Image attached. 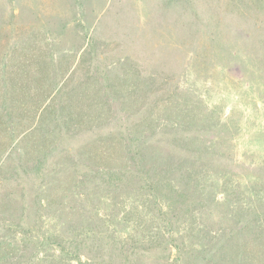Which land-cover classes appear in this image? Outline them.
I'll return each mask as SVG.
<instances>
[{
    "label": "rangeland",
    "instance_id": "rangeland-1",
    "mask_svg": "<svg viewBox=\"0 0 264 264\" xmlns=\"http://www.w3.org/2000/svg\"><path fill=\"white\" fill-rule=\"evenodd\" d=\"M48 102L65 104L70 134L75 120L83 129L75 139L80 146H71L76 152L95 140L86 143L85 128L119 115L139 117L132 134L165 130L174 138L180 131L183 148L217 152L223 159L211 169L213 184L229 168L235 188L221 204L213 199L223 198L218 185L207 198L192 190L194 228L186 233L179 221L171 234L182 235L186 250L202 244L208 259L196 263L183 254V264H264V226L243 229L240 242L228 238L236 221L231 204L264 192V0H0V122L11 108L18 116ZM19 139L33 157L56 142L20 133L14 144ZM12 140L6 131L0 136V159ZM103 146L119 156L116 139L95 145L99 155ZM98 160L91 162L103 164ZM6 172L0 166V176ZM55 178L56 194L73 184L71 177ZM73 198L74 209L61 205L62 220L88 228L89 213ZM95 203L103 212V197ZM172 250L168 260L142 264H173Z\"/></svg>",
    "mask_w": 264,
    "mask_h": 264
},
{
    "label": "trees",
    "instance_id": "trees-1",
    "mask_svg": "<svg viewBox=\"0 0 264 264\" xmlns=\"http://www.w3.org/2000/svg\"><path fill=\"white\" fill-rule=\"evenodd\" d=\"M108 91L106 86L104 92ZM3 105L7 107L6 103ZM64 105L42 103L31 107L32 113L18 116L13 115L11 108L10 118L0 122V136L6 131L9 138L15 139L8 143L0 159L1 168L7 169L0 176V264H142L149 258L168 260L173 246L177 250L173 264H183V254L196 263H205L208 258L200 249L202 244L197 248L192 242L191 250H186L182 235L171 233L179 221L185 225L186 233L194 228L192 190L207 198L208 189L218 185L223 198L216 200L214 196V201L229 202L235 188L230 169L220 171V180L213 184L214 164L223 157L204 148L178 145L183 139L180 131L175 132L174 138L165 130L143 136L132 134L131 127L139 120L137 115L95 121L82 134L86 143L95 140L81 146L86 151L80 152L79 148L76 152L72 148L80 146L75 139L83 129L75 120L71 126L75 130L72 134L67 131L63 123L67 124L70 116L64 112ZM20 133L24 140L43 137L50 142L53 137L56 142L33 157L22 149L21 139L14 144ZM111 139L119 143V156L111 152L112 146H103V154L99 155L94 146L100 147ZM89 152L92 158L86 162ZM98 158L103 159V164L91 162ZM55 176L71 177L73 184H66L56 194ZM53 182L56 190L50 188ZM211 193H215L214 189ZM256 194L255 200L247 196L240 205L231 204L236 221L229 240L238 238L240 242L243 229L264 226V192ZM74 196L80 208L89 213L83 219L88 228L66 225L62 220L61 205L66 208ZM102 197L103 212L95 203L101 202ZM120 224L128 230L123 231ZM198 232L202 233L201 227L192 239L197 238Z\"/></svg>",
    "mask_w": 264,
    "mask_h": 264
}]
</instances>
